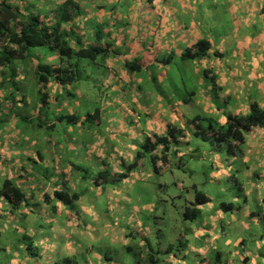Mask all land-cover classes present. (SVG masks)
<instances>
[{
  "label": "crops",
  "instance_id": "0c3cea01",
  "mask_svg": "<svg viewBox=\"0 0 264 264\" xmlns=\"http://www.w3.org/2000/svg\"><path fill=\"white\" fill-rule=\"evenodd\" d=\"M0 1H5L22 11V6H25L23 4L25 1ZM42 1L48 4L47 8L50 11H56L57 0ZM53 1L56 4H53ZM209 1L212 9L200 10L202 18L198 21L196 14L199 10L195 9L197 7L195 3L202 6L203 0H133L127 15L122 11L117 12L116 9L109 10L114 6L120 8L121 6L116 2L122 3L124 0H75L81 10V15L76 18L78 31L81 33L82 40L86 42L85 45L94 46L99 40L100 44L113 45L110 57L94 66L92 72L85 75L101 77L105 86L111 89L106 97V106L104 105L111 110L105 112L100 109L94 124L104 126L106 113L116 115L112 120L113 123L109 122V135H102V140L101 137L96 138L98 140L91 145L96 146V149L89 154V158H92L90 161L98 166V171L107 173L105 182L117 181V176L124 173V169L129 167L128 164L135 160L132 152L134 146L126 145L121 138L126 131L141 137L137 133L145 135L148 127L147 133L150 135L147 137L154 141L155 133L166 134L169 125L178 126L180 119L185 120L188 117L187 114L193 112L188 109L190 103L175 105L171 96L166 98L168 105L163 104L165 99L162 95L157 98L155 104L150 99L149 101L139 100L136 93L137 85L138 82L144 81L142 78L145 77L144 75H148L150 81H153V77H158V81L162 84L169 79L171 81L174 78L172 76L176 74L178 77L188 75L190 71H186L184 67L178 70L173 69L174 63L181 60L184 64L193 67V73L199 77L201 83L207 82L205 79L207 76L217 77L216 83L220 91L213 99V89L209 83L208 86L206 85L203 109L207 113L218 115L224 123L226 122L224 114L227 112L247 114L251 102H258L264 108V0ZM222 13L224 17H221ZM218 16L220 18L214 19ZM43 20L49 25L52 23L51 26H53L55 16L52 22ZM223 22H227L231 28L228 29L227 36L221 37L218 29L223 26ZM70 28L73 26L66 24L62 29L70 31ZM246 36L252 38L253 44L257 41L258 47L252 52V57H246L244 54L234 60L235 63L230 67L224 61L225 47L231 48ZM217 39H222L219 44ZM200 41H207L210 44L205 58L183 60V53ZM3 45L4 43H0V49ZM54 58L58 59L57 62L50 63L54 68L64 65L58 54ZM43 59L40 54L36 55L33 69L18 73L19 77H14L15 85L7 83L10 77H0V188L6 181H10L26 195V201L18 207H14L3 197L0 198V264H57L67 258L72 259L75 264H80L77 260L78 244L73 239L75 236L80 239L85 238L86 233H89L91 229L90 224L85 226L82 224L81 214H91V207L93 208L94 205L87 207L82 195L74 210L54 199L55 192L67 191L71 195L73 192L69 187L80 184L79 179L72 181L71 172L74 169L72 163L66 161L63 164V155L57 154L66 136L73 134L75 127L80 132L81 126L87 121L85 116L79 118L75 115V112L82 109L83 105L80 92L76 88V94H74L54 82L46 86L39 84L36 93L39 94L40 101H35L32 106L31 97L24 95L18 88L19 83L27 85L28 73L30 76L34 74L37 78L34 69ZM135 61L141 66V70L133 72L130 70V63ZM5 70L7 68L0 67V71ZM245 73L248 77L241 75ZM37 82L30 85L36 88ZM79 85V83L76 84V87ZM144 97L147 98L148 94H144ZM28 99L29 102H27ZM47 105L54 106L51 111L56 113L55 123L51 124L52 128L57 129L59 124L63 126L64 117L60 118L58 115L62 112L69 114L66 117L75 118L73 122L68 120L75 127H67L64 135L23 134L18 129L20 123L18 117L22 121L31 123L30 114L33 118L40 119L43 108ZM31 106L32 110L27 113L26 108L30 109ZM15 107L18 109L17 116H11L10 110L14 111ZM137 111H142L145 115H154L152 122L146 121L147 126L143 129L140 127L141 116ZM43 118L44 121L50 120L49 117ZM42 127V125L39 126L41 129ZM33 129H37L35 123H33ZM78 131L72 141L70 139L66 141V145L72 150L74 147L85 145L80 143L81 135ZM118 134H120L119 137ZM104 136L107 137L104 138ZM108 140L116 141L115 151L109 147L103 150L105 145H110L106 144ZM181 141L186 142L187 139L182 138ZM42 145L44 150H41ZM135 151H137L136 148ZM243 152L244 155L240 160L247 171L246 176L251 181L250 188L245 189L242 185L243 205L238 204V196H235L237 204H232L237 209L224 212L219 209L220 204L207 196L210 199L209 203L199 207L201 214H204L203 220H195L196 223L190 228V235H185L184 242L180 240L184 238V233L178 238L184 257L181 252H173L174 245H168V250L165 252L168 255L165 264H188L186 260L188 257H192L193 264H204L202 258L206 259L211 252L216 253L219 262L225 255L227 257L225 264H257L255 258H251L254 256L245 250V246L248 245L246 237L238 234L228 236L223 224L232 228L240 227L241 232H248L246 230L248 224L259 225L261 221H264V129L255 128L247 135ZM116 154L122 159L116 158L114 161ZM215 156L219 157L216 154ZM252 162L255 164L251 165ZM105 163H111L112 167L108 168ZM156 167L158 171L157 164ZM139 168L140 166L131 172ZM77 169L84 171L82 167ZM135 175L134 179L129 176L122 180V184L139 181L138 173L135 172ZM223 177L229 179V173L220 171L218 175L213 176L215 179ZM109 189L114 202L121 203V191L112 185ZM254 192L256 201L261 207L260 211H255L250 206V199ZM138 193L143 192L139 190ZM123 203L121 208L124 209L127 201ZM145 207L147 211L149 205H143L141 208ZM133 208L138 215L140 206ZM96 221L99 219L97 218ZM132 224L136 226L137 234L145 239L148 228L144 226L141 212L139 220L136 223L132 220ZM122 235L118 240L124 243H128L133 237V234L127 235L125 232ZM62 236L66 238L67 243L61 245L59 238ZM262 242L260 241L257 249L261 248ZM140 244L146 246L145 241ZM110 259L99 253L86 251L84 264H114L109 262ZM144 259L148 264L149 255Z\"/></svg>",
  "mask_w": 264,
  "mask_h": 264
},
{
  "label": "rangeland",
  "instance_id": "374dc122",
  "mask_svg": "<svg viewBox=\"0 0 264 264\" xmlns=\"http://www.w3.org/2000/svg\"><path fill=\"white\" fill-rule=\"evenodd\" d=\"M19 1H25L23 12L25 14L35 13L40 15L41 18L47 19L51 22L54 20V16H56V11H50L49 8H47L48 4L42 0ZM203 1L202 6L197 2L195 3L197 6L195 9L199 10L196 14L198 21L202 18V12H200V10L212 9L209 0ZM52 3H57L58 6H60L63 3V0H57L56 3L53 1ZM116 3L121 7L115 8L114 6L109 10L113 11V9H116L117 12L122 11L123 14L125 13V15H127L133 0H124L122 3ZM57 16L59 17L60 13ZM224 16V13H222L221 17ZM216 18H220V16L215 17L214 19ZM229 28H231V26L227 22H223V26L218 29V33L221 37L227 36ZM221 40L222 39H217V44H219ZM255 43L258 45L257 41H255ZM256 44H253L252 38L248 36L241 38L238 43L231 48H227V46L225 47L224 61L231 67L235 63L234 60L244 54L246 57H252V52L258 47ZM222 45H224V42H222ZM38 54L44 58L42 62L45 64L58 61V59L56 60L54 58L56 54L47 48L32 49L29 56L25 55L20 60L14 62L12 67L16 68L17 72L15 71V73L21 74L23 71L26 72L27 70H32L35 65V55ZM212 57H215L214 54H212ZM227 61L232 62L228 63ZM183 67L186 71H190L188 75L178 77V74H176L172 76L174 78L171 81L169 79L164 84L158 81V77H153V81H150L148 75L142 77L144 78L142 83L138 82L136 93L139 100L149 101L150 99L151 102L155 104L157 98L162 95L163 99H165L163 102L165 105L167 104L166 98L171 96L173 104L175 105L190 103L188 109L193 112L187 114L188 117L185 120L180 119V122L177 123L178 126H175L178 129L185 130L187 141L184 142L179 140L176 144H171L169 152L165 153L166 163L164 164L160 160L157 161L158 171L154 169L153 159L162 156L163 148L157 147L155 150H149V152L145 151L143 145L146 137L150 135L147 133L149 132L148 127L146 128L145 135L137 133L141 137H136L135 135L129 134L127 131L121 136L126 145L134 146L132 152L135 160L131 164H128V166L135 162L138 164L137 167L140 166L139 169H136L129 174V176L134 179L136 178L135 172L138 173L139 181L136 182L131 181L129 184H122V180L119 179L114 182H105L104 179L99 176V173L102 171H98V166H96L93 161H90L92 158H89V154L96 149V146H91L92 143L96 142L99 137H101L102 140V135L104 134H107V136L109 135L108 125L116 117V115L112 113H106L104 126H99L98 123L94 124L97 118L92 116L96 110H99V112L100 109L105 112L111 110V108L108 109L105 107V102L107 100L106 97L110 94L111 89L105 86L104 80H102L101 77H84L85 74H83V77H80L79 86H64L74 94H76L77 88L83 98L81 99L83 101L82 109L75 112V115L79 118L84 116L87 118L86 122L83 121L84 123L83 126H81L80 132L74 124H71L68 121L69 117L66 116L69 114L66 112L58 114L60 118L64 117L62 120L63 126L59 124L57 129L55 127L52 128L51 124L55 123L56 113L51 111L54 109V106L51 105H47L43 108L42 117L40 119L38 117L33 118L32 114H30L31 123L22 121L18 117V121L20 122L18 129L23 134L30 136H32V134H41V136L42 134L45 136H50L52 134L64 135L67 127H75L74 133L69 134L68 137L66 136L64 144L62 143L59 146L57 154L59 156L63 155V164H65L66 161L72 163L74 168L71 172L73 176L72 181L79 179L80 184L75 187H69L73 192L71 195H82L83 202L87 207L94 205L93 208L91 207V214H81L82 224L84 226L88 224L91 225L89 233H86L85 238L80 239L78 236H75L73 239L75 240L74 242L78 244L79 249L77 260L80 264H84L85 262L86 251H91L92 253L96 252L103 257L111 258L109 262H113L114 264H146L144 257H147L148 255V264H150L151 256L156 259V264H165V260L168 256L165 252L168 250V245H174L173 252H181L182 257H184L183 250L179 247L178 238L184 233V238L180 239L184 242L186 238L185 235H190V228L196 223V221H186L184 219L185 210L188 207H192L191 202H195V196L197 193L195 188H197L199 193L212 197L213 201L217 204H237L235 196H238V204L243 205L244 196L242 194V185L247 189L250 188L249 182H251L246 176L247 171L244 168L243 162H241L240 158L229 155L224 149H221L219 152L212 151L209 142L205 141L201 136L194 135L195 125L192 124L191 121L197 117H209L218 120L220 123H224L223 119L218 115L215 116L214 114L207 113L205 109H203V100L206 99L204 93L208 81L205 82V84L201 83L199 77L193 73V67L184 64L181 60L174 63L173 69L178 70ZM11 70L13 69L11 68L7 71L8 77H11ZM241 75L243 77H248L246 73ZM15 77L19 76L15 75ZM88 78H90V80L85 82ZM37 81L38 80L34 74L30 76L28 73L27 85L25 83L18 84L19 90L22 91L24 95L31 97L32 106H34L35 101H40V96L36 93L39 86ZM33 82H37L36 88L30 85ZM166 86H169L170 88H167ZM146 93L148 94L147 98L144 97V94ZM193 94H195V98L193 97ZM214 97L216 96L213 94V99ZM64 98H66V96H64ZM43 99L44 95L42 96V100ZM77 99L80 100L78 96ZM195 100H197V102H195ZM27 102H29V99ZM32 106L30 109H27L29 107L26 108L27 113L32 110ZM17 111V107H15L14 111L10 110V112H12L11 116H17ZM137 112H139V115L141 116L140 127L143 129V127L147 126L146 121L149 120V123L152 122L154 115H145L142 111ZM43 117H49L50 120L44 121ZM33 123L37 125V129H33ZM201 123L203 127L206 128L207 122L203 121ZM41 125L43 126L42 129L39 128ZM77 131L81 135V137H79L80 143H84L85 145L83 147H74L72 150L70 146L66 145V141L69 139L72 141L73 136L76 135ZM155 134L158 135L159 133ZM119 135L120 134H118V137ZM107 136H104V138ZM108 143L110 145H105L103 150H106L107 147H109V149L115 151L116 149L114 148V145L116 144V141L108 140L106 144ZM135 148L137 151H135ZM41 150H44L43 145ZM215 154L219 157L217 158ZM139 155L143 158H140ZM215 157L217 158L216 161L214 160ZM116 158L122 159V157L117 154L114 156V161H116ZM105 164L108 168L112 167L111 163ZM253 164L255 163L252 162L251 165ZM77 167H82L84 171L78 170ZM127 171L126 168L123 172ZM220 171L229 173V179H226L225 177L220 179L213 178V176L218 175V172ZM110 185L121 191V203H116L114 202V198H111V189H109ZM139 190L143 193L139 194ZM124 201H127V205H125V208L123 209L121 206L124 205ZM77 202H75V205ZM138 205L140 208L143 205H149L147 211L146 207L144 209L141 208L139 211V214L141 212L144 226L148 228L145 239H142V237L137 234L136 226L132 224V220H134L135 223L139 220V214L136 215L133 208ZM250 206L255 211L261 210L259 202L256 201L255 192L250 199ZM97 218L99 221H96ZM203 218L204 214H201L197 221H201ZM223 227L228 236L238 234L239 236L246 237L248 245L245 246V250L249 251V254L254 256L251 258H255L257 264H264V221H261L259 225L248 224L246 227L248 232H241L240 227L232 228L225 224H223ZM123 232L127 235L133 234V237L129 239L128 243L118 240L123 236ZM59 241H61L59 242L61 245L67 243L66 238L63 236L62 238H59ZM143 241L146 242V246L140 244ZM260 241H263L261 248L257 249ZM223 252L225 253V251ZM61 255H63V253H61ZM186 260L188 264H193L191 261L192 257H188ZM202 260L204 261V264H225L227 257L224 255L223 260H220L219 262L216 258V253L211 252L206 259L202 258ZM104 262L106 261L104 260Z\"/></svg>",
  "mask_w": 264,
  "mask_h": 264
},
{
  "label": "trees",
  "instance_id": "16d2710c",
  "mask_svg": "<svg viewBox=\"0 0 264 264\" xmlns=\"http://www.w3.org/2000/svg\"><path fill=\"white\" fill-rule=\"evenodd\" d=\"M25 6L20 8H12L5 1L0 2V41L5 44L0 49V67H5L7 70L0 72V77H8V70H11V77L8 84L15 85V75H18L15 67H12L14 62L20 60L25 55L29 56L32 49L47 48L53 53L58 54L60 60L64 65L59 68H54L50 64L40 62L35 70L37 80L40 85L46 86L51 82L59 84L60 86H73L80 82V77L83 74L92 72L94 66H97L101 61L110 57L113 52L110 44L85 45L86 42L82 40L81 33L78 31V22L76 18L81 15L80 7L75 0H66L56 8L55 23L53 26L47 24L40 15L35 13H23ZM71 24L73 28L70 31L63 30V26ZM210 44L207 41H200L197 45L187 49L182 59L185 61L198 60L205 58L209 51ZM34 56V55H33ZM36 58V55H35ZM131 71L141 70L138 63H130ZM89 66V67H88ZM86 77V76H84ZM213 89L214 95L220 91L216 80L217 77H205ZM5 79L3 78V81ZM90 80L88 78L86 81ZM222 90V89H221ZM99 111L97 110L92 117H97ZM225 123H220L218 120L209 117H197L192 124L195 125L194 135L201 136L205 141L209 142L211 149L214 152H219L221 149L236 158H242L244 155L243 147L246 144L247 135L255 128L264 129V108L258 102H251L247 114H233L227 112ZM72 122L74 117L70 118ZM203 121L207 122L206 128L203 127ZM185 130L178 129L175 126L169 125L166 134L154 135V141L146 137L143 148L145 151L155 150L157 147L163 148V153L160 159H153L154 169L157 170V161L166 162L165 153L169 152L172 143L176 144L182 138H186ZM142 154V153H140ZM140 157V155H139ZM143 158V157H140ZM137 163H133L128 167V171L119 174V180H125L129 177L130 172L137 167ZM107 173L99 174L105 180ZM195 202L188 207L184 212V219L186 221H195L201 215L200 206L209 203L210 199L203 193L195 190ZM3 197L8 203L14 207L20 206L26 201V195L16 185L10 181H6L2 188H0V198ZM78 194L70 195L67 191L55 192L54 199L67 206L72 210L75 209V202L79 200ZM48 200V198H47ZM219 209L224 212H231L237 209L232 204L221 203ZM106 258V257H105ZM156 259L151 256L150 264H156ZM57 264H75L72 259H64Z\"/></svg>",
  "mask_w": 264,
  "mask_h": 264
},
{
  "label": "clouds",
  "instance_id": "9594fccd",
  "mask_svg": "<svg viewBox=\"0 0 264 264\" xmlns=\"http://www.w3.org/2000/svg\"><path fill=\"white\" fill-rule=\"evenodd\" d=\"M66 1V0H65ZM0 2H2V1H0ZM7 3V2H6ZM64 3V2H63ZM24 5H25V3H23ZM10 5V4H9ZM12 8H15V7H13L12 5H10ZM0 43H4L5 44V42L4 41H0ZM36 68V67H35ZM1 72V71H0Z\"/></svg>",
  "mask_w": 264,
  "mask_h": 264
}]
</instances>
